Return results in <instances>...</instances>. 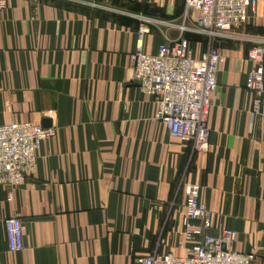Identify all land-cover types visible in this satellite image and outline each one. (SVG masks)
Returning <instances> with one entry per match:
<instances>
[{
	"label": "crops",
	"instance_id": "obj_1",
	"mask_svg": "<svg viewBox=\"0 0 264 264\" xmlns=\"http://www.w3.org/2000/svg\"><path fill=\"white\" fill-rule=\"evenodd\" d=\"M185 0H9L0 7V121L56 129L37 169L0 186V264H134L184 256L188 183L201 186L215 230L264 264V119L247 89L255 46L264 47V0L248 23L210 43ZM186 28V30H182ZM184 36L199 59L222 54L205 152L170 136L153 99L133 80L139 44L156 55ZM19 217L25 249L9 250L5 220Z\"/></svg>",
	"mask_w": 264,
	"mask_h": 264
},
{
	"label": "built area",
	"instance_id": "obj_2",
	"mask_svg": "<svg viewBox=\"0 0 264 264\" xmlns=\"http://www.w3.org/2000/svg\"><path fill=\"white\" fill-rule=\"evenodd\" d=\"M9 0H0L6 8ZM186 16L197 13L196 32L228 38L241 30L255 11L257 0H185ZM186 30V28H182ZM195 31V30H194ZM253 63L247 89L253 94L251 112L264 119V47L255 46L247 55ZM222 54L210 44L199 58L193 56L190 41L184 36L164 43L156 55L146 54L139 44L132 55L133 80L150 96L156 106V119L164 124L171 137L191 143L195 150L205 152L209 146L208 117L218 87V68ZM56 129L41 124L21 122L3 124L0 121V186L9 189V198L37 169L38 152L42 143L54 137ZM183 216L184 237L193 247L184 256L150 254L138 257L134 264H255L254 254L240 253L232 247L236 233L215 230L212 212L201 202V186L188 183ZM9 250L25 249L23 224L19 217L5 220Z\"/></svg>",
	"mask_w": 264,
	"mask_h": 264
},
{
	"label": "rangeland",
	"instance_id": "obj_3",
	"mask_svg": "<svg viewBox=\"0 0 264 264\" xmlns=\"http://www.w3.org/2000/svg\"><path fill=\"white\" fill-rule=\"evenodd\" d=\"M192 30H195L194 32H196V29L193 28ZM196 33H197V32H196ZM197 35H199V36H201V37H205L206 40H209L210 38L213 39L212 36L207 35V34L197 33ZM219 39H224V38H219ZM219 39H218V40H219Z\"/></svg>",
	"mask_w": 264,
	"mask_h": 264
},
{
	"label": "trees",
	"instance_id": "obj_4",
	"mask_svg": "<svg viewBox=\"0 0 264 264\" xmlns=\"http://www.w3.org/2000/svg\"><path fill=\"white\" fill-rule=\"evenodd\" d=\"M188 39V38H187Z\"/></svg>",
	"mask_w": 264,
	"mask_h": 264
}]
</instances>
